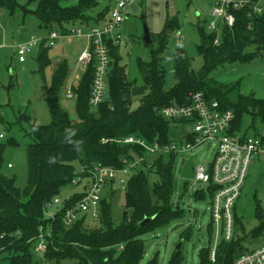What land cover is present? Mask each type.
Listing matches in <instances>:
<instances>
[{"label": "trees", "instance_id": "obj_1", "mask_svg": "<svg viewBox=\"0 0 264 264\" xmlns=\"http://www.w3.org/2000/svg\"><path fill=\"white\" fill-rule=\"evenodd\" d=\"M64 1L28 0L19 4L16 0H0V8L8 9L11 14L17 9L22 15L32 14L45 32L50 33L57 28L61 34H66L72 26L99 25L109 8H99L98 0H77L70 5H63ZM31 2H35L33 8L29 7ZM261 5L259 12H252L248 7L228 9L234 15V23L231 26L220 24L218 44L214 43L216 32L206 28L208 18L204 23L197 24L196 49L203 59V68L193 70L186 50L178 45L174 53L176 82L169 88L165 87L161 58L169 34L178 31V25L169 21L157 45L152 44L153 36L150 35L151 60L138 64L148 91L140 97L135 109L131 108V83L127 80L124 67L118 64L119 42L105 37L109 55L107 94L98 105L89 103L93 71L92 63H89L72 85L77 120L71 119L59 104V94L68 74V62L60 59L52 65L48 55L50 46L46 38L41 39L37 44L39 52L36 57L39 70L43 72L46 66H53L50 84L46 86L50 121L47 124L30 123L28 126L30 142L26 147L27 179L23 188L16 187L14 178L1 172L4 146L0 144V253L7 254L5 264H40L41 260L60 264L65 258L71 259V264H139L145 253L141 236L179 214L170 207L176 169L175 153L153 156L149 169L141 166L128 174L123 188L124 207L131 213L125 211L117 225L112 221L110 203L101 198L95 217L99 219L98 225L88 222L84 213L90 211L80 212L69 225L63 222V214L67 209L76 208L84 188L58 203L53 200L58 198L62 187L77 177L88 175L90 182L86 185L90 184L98 164L119 169L124 165V158L132 159L142 153L137 145L111 139L127 135L141 136L148 141L167 142L174 139L173 131L177 123L163 118L157 109L167 104L186 103L191 92L202 91L206 97L216 99L222 107L231 109L234 113L232 132L240 128L244 115L258 119L264 126V97L236 93L232 98L233 89L230 86L220 87L209 76L220 64L247 61L264 51V0ZM251 46L254 51L248 50ZM19 119H24V116L20 115ZM254 133L260 135L255 129ZM103 138L107 141L103 142ZM66 139L81 141V150L75 151L73 144ZM53 157L55 163H50ZM115 178L105 185L112 186ZM208 193L211 197V186ZM195 196L204 197V193L198 192ZM50 204H56L57 208L53 213L45 214ZM256 213L259 224L250 234H245L233 212L234 234L230 240L219 239L213 260L210 258L213 234L210 217L207 224L209 245L199 251V264H233L238 256L250 251L244 246V241L264 229V211L258 209ZM144 217L153 218L140 225ZM40 234L45 237V249L38 253L34 248ZM183 262L181 250L176 249L167 264ZM147 264H157L156 258Z\"/></svg>", "mask_w": 264, "mask_h": 264}, {"label": "rangeland", "instance_id": "obj_2", "mask_svg": "<svg viewBox=\"0 0 264 264\" xmlns=\"http://www.w3.org/2000/svg\"><path fill=\"white\" fill-rule=\"evenodd\" d=\"M16 1L19 4L28 2V0ZM76 1L66 0L63 5L74 4ZM98 2L99 8L111 4V0H98ZM211 3L212 0H136L126 7L124 19L115 31H118L120 36L118 64L124 67L127 80L131 83L132 109L138 106L140 97L148 91L138 67L140 62L151 60V48L143 40L144 27L153 36V45H157L169 21L177 24L178 32L182 34V39L177 41L174 32H171L163 48L161 64L165 73V87L169 88L176 82L174 53L178 45L186 50L193 70L200 71L203 68V59L196 49L198 43L196 25L204 23L208 18ZM34 6L35 2L29 4L30 8ZM38 23V19L32 14L22 15L19 9L11 14L8 9L0 8V144L4 146L1 172L7 177H13L18 188H23L27 179L26 147L30 142L27 134L28 126L30 123L47 124L50 121L46 104V86L51 81L52 65L46 66L43 72L39 70L36 58L39 45L31 47L25 55L24 62L18 61L15 47L17 43H24L32 36L48 37V33L40 28ZM53 31L61 34L57 28ZM81 47L80 37H59L54 45L49 47L48 55L52 62L61 57L70 60ZM248 50L254 51V47L251 46ZM209 76L220 87L230 86L233 89L230 94L232 98L236 93L263 98L264 51L253 55L247 61L220 64ZM66 86L63 85L59 94V104L68 112L71 119L77 120L75 99L64 96ZM92 109L96 108L92 107ZM20 115L24 116V119L20 120ZM254 129L261 135L263 125L258 119L253 120L250 116L244 115L240 128L234 132L240 136L245 134L250 137L254 136ZM173 136L178 140V131H173ZM189 158H192L193 165L202 163L208 166L213 158V146L202 144L176 155L170 207L179 214L168 223L141 236L144 240L145 253L139 264H147L153 258H156L157 264H167L180 241L183 264H199V251L209 245L207 231L211 216L209 184L181 177L182 163ZM76 169L78 171L79 166ZM119 177L120 175L116 176L112 186L104 185L100 193V198L111 205V217L115 225L121 222L125 211L131 213L130 209L124 207V192L120 187ZM127 177L128 175H125V178ZM88 182H90L88 175L75 178L69 185L61 188L57 195L58 199L62 201L80 193ZM198 192H203L204 197H196L195 193ZM56 208V204H50L45 214L53 213ZM258 209L264 211V152L258 154L249 165L240 195L232 208L245 234H250L259 224L256 217ZM84 214L90 224H99L98 218L92 217L89 212ZM186 233L187 237H184ZM213 238L212 234L210 243L213 242ZM263 244L264 229L244 241V246L248 250ZM6 255L4 252L0 253V264L6 263ZM71 263L72 260L69 258L60 262V264ZM40 264L50 263L41 260Z\"/></svg>", "mask_w": 264, "mask_h": 264}, {"label": "built area", "instance_id": "obj_3", "mask_svg": "<svg viewBox=\"0 0 264 264\" xmlns=\"http://www.w3.org/2000/svg\"><path fill=\"white\" fill-rule=\"evenodd\" d=\"M136 0H114L109 16L100 25H77L67 29L66 34H57L55 31L48 33L46 43L53 46L55 40L63 36L83 37L86 40L85 48L78 56V62L83 64L82 70L92 63V83L89 103L96 106L101 103L107 94V72L109 55L105 37H111L115 43L120 42V36L115 31L124 19L126 7ZM262 0H212L209 8L206 28L216 32L214 43L218 44L220 24L231 26L234 15L228 9H241L248 7L252 12L262 9ZM177 41L182 39V34L174 32ZM42 38L30 37L24 43L15 45L18 61L23 62L25 55L31 47L37 45ZM1 47V45H0ZM75 80L80 78L79 73L73 71ZM72 83H68L64 96L73 97ZM165 119L177 123L178 140L167 142L157 140L148 141L137 135H127L111 141L124 144L137 145L142 153L132 159H123L122 168H112L98 164L93 170V179L86 185L83 195L77 202L75 209H67L63 214V222L71 224L80 212L90 211L93 217L97 216L100 193L103 186L117 175L120 187L123 190L128 175L133 169L144 166L149 169L153 156L188 152L202 144L213 146V158L208 166L202 163L193 165L192 179L207 182L212 187L210 197V217L213 223V242L210 244V258L214 259L216 245L220 238L230 240L234 231L232 208L241 192L245 182L249 165L254 158L264 152V126L261 135H237L231 131L234 113L229 108H224L216 99H210L202 91L191 92L188 101L183 104H167L157 109ZM103 142L107 139L103 138ZM185 162L182 163V166ZM10 166V164H7ZM181 166V169H182ZM54 203L59 199L54 198ZM35 245V251L41 253L45 249V237L40 234ZM233 264H264V244L238 256Z\"/></svg>", "mask_w": 264, "mask_h": 264}, {"label": "crops", "instance_id": "obj_4", "mask_svg": "<svg viewBox=\"0 0 264 264\" xmlns=\"http://www.w3.org/2000/svg\"><path fill=\"white\" fill-rule=\"evenodd\" d=\"M113 2H114V0H111V4H110V6H109V8H108V12H107V15L105 16V18L104 19H106L108 16H109V12H110V9H111V7H112V5H113ZM135 2V1H134ZM133 2V3H134ZM132 4V3H131ZM212 4V3H211ZM208 14H209V12H208ZM104 19L102 20V22L100 23V24H102L103 23V21H104ZM122 22V21H121ZM120 22V23H121ZM99 24V25H100ZM24 31V30H23ZM118 32V31H117ZM119 33V32H118ZM63 37H68V36H63ZM72 37H77V36H72ZM81 39H82V47H81V49H80V51L78 52V53H76V54H73V56L71 57V59L69 60V59H67L66 57H61V58H58V59H56L54 62H53V64L56 62V61H58V60H60V59H66L67 60V62H68V65H69V68H68V74H67V78H66V81H65V85H67L68 83H72L73 85L77 82V80H75L74 79V77H73V71L74 72H77V73H79V75L81 76V74L85 71V69L84 70H82L83 68H82V66H83V64H81L80 62H78V56H79V54L81 53V51L85 48V44H86V40H85V38H83V37H80ZM25 61V60H24ZM23 61V62H24ZM20 62V61H19ZM52 64V65H53ZM53 67V66H52Z\"/></svg>", "mask_w": 264, "mask_h": 264}, {"label": "water", "instance_id": "obj_5", "mask_svg": "<svg viewBox=\"0 0 264 264\" xmlns=\"http://www.w3.org/2000/svg\"><path fill=\"white\" fill-rule=\"evenodd\" d=\"M24 29H22L23 31ZM143 40L146 44H149L151 42V37L150 34L148 32V30L146 29V27H144V31H143ZM192 169H193V162H192V158H189L187 161H185L184 165L182 166L181 169V177L184 179H191L192 178ZM153 217H144L139 224L142 225L143 223L151 220ZM181 247V241L177 244L176 249H180Z\"/></svg>", "mask_w": 264, "mask_h": 264}, {"label": "clouds", "instance_id": "obj_6", "mask_svg": "<svg viewBox=\"0 0 264 264\" xmlns=\"http://www.w3.org/2000/svg\"><path fill=\"white\" fill-rule=\"evenodd\" d=\"M72 135H74V133H72ZM66 140H67L68 143L73 144L75 151L78 152V151L81 150V143H82L81 141H72L71 139H66ZM49 162L50 163H55V158L54 157L51 158Z\"/></svg>", "mask_w": 264, "mask_h": 264}]
</instances>
